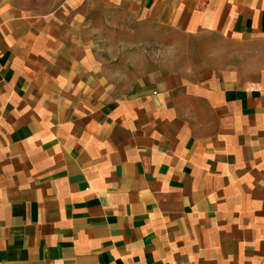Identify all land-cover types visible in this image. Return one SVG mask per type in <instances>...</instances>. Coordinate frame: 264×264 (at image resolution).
I'll list each match as a JSON object with an SVG mask.
<instances>
[{"label":"crops","instance_id":"0c3cea01","mask_svg":"<svg viewBox=\"0 0 264 264\" xmlns=\"http://www.w3.org/2000/svg\"><path fill=\"white\" fill-rule=\"evenodd\" d=\"M0 264H264V0H0Z\"/></svg>","mask_w":264,"mask_h":264}]
</instances>
